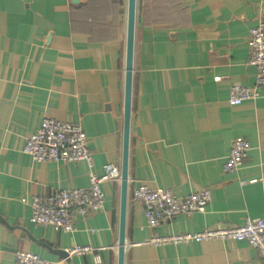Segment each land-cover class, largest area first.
Returning a JSON list of instances; mask_svg holds the SVG:
<instances>
[{
  "label": "crops",
  "instance_id": "crops-1",
  "mask_svg": "<svg viewBox=\"0 0 264 264\" xmlns=\"http://www.w3.org/2000/svg\"><path fill=\"white\" fill-rule=\"evenodd\" d=\"M127 11L128 0H0V264H14L16 250L95 264L90 254L62 255L74 245L118 263L120 180L101 184L103 208L75 215L68 233L32 224L20 199L86 188L106 163L121 170ZM263 16L264 0H135L123 264H264L243 240L148 241L264 216V85L255 99L227 101L232 84L254 82L247 40ZM45 118L81 126L92 167L22 152ZM237 136L250 149L224 172ZM141 182L180 197L208 189L211 199L151 228L132 194Z\"/></svg>",
  "mask_w": 264,
  "mask_h": 264
},
{
  "label": "built area",
  "instance_id": "built-area-1",
  "mask_svg": "<svg viewBox=\"0 0 264 264\" xmlns=\"http://www.w3.org/2000/svg\"><path fill=\"white\" fill-rule=\"evenodd\" d=\"M249 62L256 67L254 82L248 84L234 83L230 87L228 104L234 106L245 100L259 96V88L264 85V16L256 26L249 29L248 40ZM214 79L218 81L219 76ZM250 149L249 142L242 136L234 138L223 164L224 172L237 170ZM22 152L34 161L75 162L84 161L92 167V152L88 147V138L77 123L66 122L55 118H45L39 127L25 139ZM120 168L112 163L103 165V173L89 174V185L86 188H57L50 194L22 197L21 202L29 204L32 224L49 227L55 232H72L74 216H85L103 208L104 192L101 184L105 181L120 180ZM264 178V176H263ZM256 178L240 180V185L256 182ZM133 197L143 205L144 218L151 228L172 219L177 214L190 216L203 211L211 199L208 189L177 196L172 190L151 188L141 182L133 189ZM210 239H234L246 241L256 249L264 262V216L247 217L236 226L205 228L198 232H184L166 236H152L148 241L154 245L180 244L190 241L200 242ZM68 255H87L94 258L95 264L101 263L99 254L90 245H74L65 250ZM14 264H51L52 262L37 254L16 250Z\"/></svg>",
  "mask_w": 264,
  "mask_h": 264
},
{
  "label": "water",
  "instance_id": "water-1",
  "mask_svg": "<svg viewBox=\"0 0 264 264\" xmlns=\"http://www.w3.org/2000/svg\"><path fill=\"white\" fill-rule=\"evenodd\" d=\"M134 22H135V0H128L126 66H125V85H124V109H123V120H124L123 147H122V164H121V170H120L121 172L120 223H119L118 263L117 264H123V258H124V217H125V204H126V182H127L131 85H132ZM61 253L63 256L65 257L67 256V252L65 251H61Z\"/></svg>",
  "mask_w": 264,
  "mask_h": 264
}]
</instances>
